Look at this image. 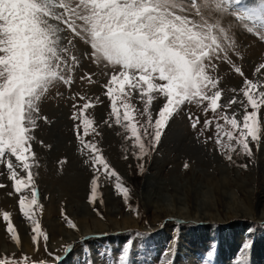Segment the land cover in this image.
<instances>
[{
    "label": "rangeland",
    "instance_id": "obj_1",
    "mask_svg": "<svg viewBox=\"0 0 264 264\" xmlns=\"http://www.w3.org/2000/svg\"><path fill=\"white\" fill-rule=\"evenodd\" d=\"M181 2L189 11L195 4L205 8L209 15L216 5V0ZM262 3L264 0L231 4L230 13L223 21L237 39L240 54L230 55L244 76L222 60L215 61V69L210 70L218 77L221 90L218 106H224L222 112L238 114L239 120H242L239 114L244 111L239 102L246 100L241 92L245 79L264 82V69L260 68L264 64V40L260 38L258 21L237 17L247 8H259ZM64 35L72 39L75 45L72 54L79 57L80 63L71 74L70 85L55 82L41 98L36 125L30 133L33 136L31 151L39 165L32 168L37 174L35 183L41 205L34 211L41 232L49 238L45 241L42 234L38 242L31 240L30 221L19 209L20 194L15 192L7 169L9 160L14 164L16 161L7 155L0 159V260L18 261L19 264H264V191L263 195H259L260 192L254 195V190L264 188V138L259 145L249 138L250 157L237 155L239 148L235 141L229 146L227 138L222 137L225 147L217 145L216 118L211 110L205 111V105L185 104L170 118L159 143L151 155L144 158L143 168L138 169L139 161L132 155L131 140L124 139L121 135L123 129L113 122L114 118H110L111 100L105 94L104 85L110 78L111 69H106L103 64L97 65L89 58L90 45L73 38L70 31ZM84 98L92 103L84 115L93 119L91 127L95 132L90 130L85 135L81 126L79 135L95 141L120 174L130 190L127 202L115 190L114 182L103 178L98 181L101 187L95 203L89 201L94 173L91 166L84 163L85 156L77 139L75 128L80 122L72 118L86 102ZM233 100L232 107L228 108V103ZM131 103L135 105L132 114L136 120L146 122L147 114L139 115L144 110V101L134 93ZM162 103L163 97H160L149 106L154 118ZM247 110L251 111V107L248 106ZM218 111H221L219 107ZM262 116L264 107L257 113L258 127L264 128ZM197 118L199 123L193 128L192 121ZM205 120L211 121L206 128ZM220 123L224 121L220 120ZM233 148L235 151L231 150ZM226 152L233 157L232 160L227 158ZM125 155L126 159L123 158ZM29 162L33 163L32 160ZM16 171L18 176L27 175L20 168ZM161 178L168 183L166 190L157 193L152 190V194L150 190L153 188L148 187V182ZM176 178L191 191L189 205H185L184 213H174V209L170 213L171 209L154 218V213L168 208V205L174 207L171 194L174 197ZM198 181H207L211 186L220 184V190H224L222 187L227 183L238 201L233 198V202L225 204L224 200L214 197L215 203L210 206L202 201L196 202L194 190ZM198 209L202 210L199 212ZM206 209H210L208 215L216 218L226 219L235 214L230 215L226 223L214 219L201 221V218L197 222L199 217L206 215ZM4 211L10 213V220L20 237L19 244L7 231ZM125 216L129 217L126 222ZM68 219L77 225L76 229L67 224ZM124 223L130 225L124 226ZM88 228L90 232L86 231ZM227 229H233L231 234L226 233ZM198 230L202 235L197 233ZM75 234L80 237L70 238L69 235Z\"/></svg>",
    "mask_w": 264,
    "mask_h": 264
},
{
    "label": "snow or ice",
    "instance_id": "obj_2",
    "mask_svg": "<svg viewBox=\"0 0 264 264\" xmlns=\"http://www.w3.org/2000/svg\"><path fill=\"white\" fill-rule=\"evenodd\" d=\"M232 3L233 0H216L215 9L209 15L205 8L195 4L189 11L181 0H71L70 3L67 0H0V159L7 155L15 158V164L11 160L7 162V169L15 192L20 194L19 209L30 221L34 243L43 233L34 211L41 205L35 183L37 174L32 168L39 165L31 151L30 133L36 125L41 98L55 82L70 85L71 74L80 63L79 57L72 54L75 48L72 39L64 35L67 31L73 38L90 45L87 55L93 62L111 69L104 85L105 94L111 100L110 118L123 129L124 139L131 140L132 155L139 161L138 169L143 168L144 158L159 143L170 118L185 104L192 103L205 105L204 110L214 114L219 147H225L222 137H226L229 146L235 141L239 148L237 155H252L249 138L257 145L264 138V128L258 127L257 121V113L264 107V82L245 79L241 92L246 100L239 102L244 108L239 120L238 114L222 112L224 106H218L221 97L218 77L210 73L216 67L215 61L222 60L244 76L230 55L240 54L237 39L223 23ZM237 19L258 21L260 38L264 40V3L259 8H247ZM260 68L264 69V64ZM134 93L144 101V110L139 115L147 114L146 122L136 120L132 114ZM160 97L163 103L154 118L149 106ZM84 99L86 102L72 118L80 122L75 128L77 139L85 156L84 163L94 173L89 201L95 203L101 187L98 181L103 178L113 181L115 190L127 202L130 190L120 174L95 141L79 135L81 126L85 135L90 130L95 132L91 127L93 119L84 115L92 103ZM233 102L227 107L231 108ZM248 106L251 111L247 110ZM198 123V118L193 120L192 127L196 128ZM210 123L205 120V128ZM225 154L229 160L233 159ZM16 168L27 175L18 176ZM3 218L8 222L11 239L19 244L20 237L10 213L4 211ZM67 224L77 228L71 219ZM43 235L47 241L49 237ZM0 264L19 262L0 260Z\"/></svg>",
    "mask_w": 264,
    "mask_h": 264
},
{
    "label": "bare ground",
    "instance_id": "obj_3",
    "mask_svg": "<svg viewBox=\"0 0 264 264\" xmlns=\"http://www.w3.org/2000/svg\"><path fill=\"white\" fill-rule=\"evenodd\" d=\"M150 180V179H149ZM184 180V179H183ZM196 181V180H195ZM195 181H193L194 183H196ZM226 181V180H225ZM228 181V180H227ZM148 182V181H147ZM207 182V181H206ZM206 182H202V183H200V181H198L197 182V185L195 186V200H196V202L197 201H202V202H204V203H206V206L208 205V206H210V203H211V205L213 204V203H215L214 202V197L215 198H219V199H221V200H224V203L225 204H228V203H231V202H233L232 200H233V198L235 199V201L237 202L238 201V198L236 197V195H235V193L233 192V190H232V188L230 187V185L229 184H225V186L224 187H222L224 190H220L221 188V186H220V184H218V185H213V186H211L209 183H206ZM241 182V181H240ZM248 182V181H247ZM149 184H148V187H151V188H153V189H151L150 190V192L153 194V192H152V190H155L156 192L155 193H157L159 190H166V186L165 185H167L168 183L166 182V180L165 179H156V180H154V181H150V182H148ZM229 183V182H228ZM243 183V182H242ZM193 184V183H192ZM252 185V184H251ZM190 186V185H189ZM252 187V186H251ZM250 187V188H251ZM193 188V187H192ZM255 188V187H254ZM263 188V187H262ZM260 189V191L259 190H254V195L256 196V192L257 193H259L260 192V194L259 195H261L262 194V190L264 191V188L263 189ZM171 190V189H170ZM186 191V192H185ZM171 192V191H170ZM249 192V191H248ZM174 197L172 196V194H171V198H174V207L173 208H171V207H169V205H168V208H166V209H164V210H162L161 209V211H159V212H157V213H154V218H157V217H160V215H162L163 213H165V212H170L171 211V209H172V211L170 212V213H173V209H174V213H184L185 211H184V209H185V205L187 204V205H189V200L188 199H190V197H191V191L188 189V185L186 186V185H184V183L182 182V180H178L177 178H176V180H175V182H174ZM216 195H215V194ZM152 194L150 195L151 197H152ZM167 194V193H166ZM155 195H157V194H155ZM162 195V194H161ZM165 195V194H164ZM181 195H183V196H185V198L184 197H182ZM193 195H194V193H193ZM263 195V194H262ZM170 196V195H169ZM258 196V195H257ZM160 197V196H159ZM165 197V196H164ZM166 197H167V195H166ZM170 198V197H169ZM167 200V199H166ZM179 205V206H178ZM189 207V206H188ZM164 208V207H163ZM178 210V211H177ZM200 210H202V209H200ZM200 210L198 209V211L200 212ZM182 211V212H181ZM208 212V213H207ZM232 212H234V211H232ZM240 212V211H239ZM204 213L206 214V215H204V216H202V217H199L198 219H197V222H198V220H200V218L202 219L201 221H206V220H212V219H214V220H216L217 222H224V223H226V222H229V219L231 218V216L230 215H234L235 213H232V214H227V215H229L226 219H222V218H216V217H214L213 215L211 216V215H208V214H211L210 213V209L208 210V209H206L205 211H204ZM246 214V213H245ZM240 215V214H239ZM241 216H244V215H241ZM246 216V215H245ZM208 217H210V218H208ZM250 217V216H249ZM262 217H263V219H264V214H262ZM125 218V222H126V220L129 218V217H124ZM239 219V218H238ZM213 221V220H212ZM215 221V222H216ZM57 224V223H56ZM54 225V224H53ZM82 225V224H81ZM127 225H130L129 223H124V226H127ZM119 226H121V225H119ZM238 226V225H237ZM123 228V227H122ZM206 230V229H205ZM232 230L233 229H227L226 230V233H227V231H229L230 233H228V234H231V232H232ZM86 231H89L90 232V229L88 228V229H86ZM204 231V230H203ZM208 231H209V229H208ZM202 231H200V230H198L197 231V233L199 234V235H202V233H201ZM205 232V231H204ZM86 233H88V232H84V234H86ZM70 236V238L71 237H73V239H76V238H79L80 236H78V235H69ZM68 236V237H69ZM198 238V237H197ZM196 238V239H197ZM67 240V239H66Z\"/></svg>",
    "mask_w": 264,
    "mask_h": 264
}]
</instances>
